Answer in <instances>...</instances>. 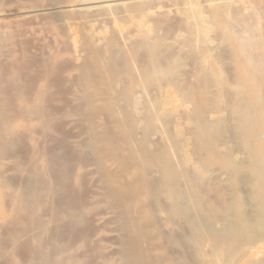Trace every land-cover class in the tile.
Here are the masks:
<instances>
[{
	"label": "bare ground",
	"instance_id": "bare-ground-1",
	"mask_svg": "<svg viewBox=\"0 0 264 264\" xmlns=\"http://www.w3.org/2000/svg\"><path fill=\"white\" fill-rule=\"evenodd\" d=\"M60 1L15 5L0 0V264H264L259 13H244L241 20L240 14L237 20L236 10L223 1L226 5L213 8L208 20L194 9L189 41L199 46V66L194 65L195 80L187 73L180 86L176 75L184 63L168 49L169 56L162 55L164 38L141 37L129 46L120 40L127 47L122 54L118 49V59L113 51L118 37L98 36L87 21H74L80 18L77 11L79 17L69 21L64 15L69 6ZM188 3L200 7V0ZM130 6L147 8L142 0ZM234 19L243 28L235 27ZM212 26L221 30L217 37L229 41L224 67L218 55V61L210 58L216 53L211 47L212 56L201 47L214 38ZM165 85L179 93L183 104H193L183 118L194 123L195 145L206 152L195 156L199 171L205 173L211 164L227 170L228 186L219 188L220 195L212 180L213 195L203 187L223 203L206 200L197 188L200 179H190L188 157L196 151L185 154L177 138L187 135L186 128L175 132L173 120L167 129L175 134L157 133L174 100L170 94L148 98L146 90ZM229 85L242 98L226 89L224 101L223 93L210 90ZM138 91L147 93L143 106L138 94L135 99ZM219 102L232 113L235 127L229 115L211 117L220 113ZM229 135L244 143L248 155L241 152L243 160L234 157L236 147L243 146L233 139L235 149L229 146Z\"/></svg>",
	"mask_w": 264,
	"mask_h": 264
},
{
	"label": "rangeland",
	"instance_id": "rangeland-1",
	"mask_svg": "<svg viewBox=\"0 0 264 264\" xmlns=\"http://www.w3.org/2000/svg\"><path fill=\"white\" fill-rule=\"evenodd\" d=\"M14 2H15V5L16 4H23V5H28V4H31V0H13ZM97 1V0H96ZM96 1H93V0H63V2H62V0L60 1V3H62L63 5H67V7L69 8V12H65V13H67V15L66 14H64L65 16H68V20L69 21H73L74 19L72 18V17H76V16H78L79 14H80V18L78 19V18H76L74 21H81V22H86L85 24H88V25H86L87 27L88 26H90V27H88L91 31H92V29L94 30L95 29V31H92V32H96L95 34H97L98 36H102V37H107L108 35H110L109 37H114V38H116V37H118V38H116V40H117V46H118V43L120 44L121 43V45H122V47H121V45H119L118 47L116 46L115 48H113V51L115 50H117L116 51V57L118 58V59H121L120 57H118L120 54H122V51L121 50H123L125 47H127V45L129 46V45H131L133 42H134V40H135V42H136V40L137 39H140L141 37H146L147 38V36H148V38L149 39H151L150 37H152L153 35L155 36L153 39H152V41H159V39L160 38H164L166 41H167V43H165L163 46H162V48H163V53H162V55L164 56V55H166V54H168L169 52L171 53V52H175V54L178 56V57H180L181 58V61L184 63V67L182 68V70L179 72V74H177L176 76H177V78H178V83L180 84V86L181 85H183V83L181 84V80L183 81V79H184V77H186L189 73V76L192 78V79H194L195 80V77H194V75L197 73L195 70H197V69H195V68H198V67H194V65L195 66H199V63L197 64V62H196V57H200V52H199V46H197V48H196V44H195V42L194 41H189V38H191V30L193 29V19L192 18H190L191 16H192V13L195 11L196 12V14H200L201 16H205L208 20L211 18L210 17V14H211V12L214 10V9H216V8H218V6H223V5H226L225 3L227 2V4L234 10V12H235V10H236V14H238V16L236 15V19L238 20L239 19V15L241 16L240 17V20L242 19V15L244 14V13H247V14H244L243 15V17H246L247 15V17H250V15L252 16L256 11L259 13V15H260V17H259V19H260V21H259V33L261 34V36L262 37H264V0H200V7H198L197 9H196V7H194V6H192L191 4H189L188 3V1L189 0H142V3H145L146 4V6H147V10L146 9H144V10H132V8H131V3H132V1H135V0H98V2H96ZM100 1V2H99ZM103 1V2H102ZM184 1H187V2H185V4H184ZM223 1H225V3L223 2ZM230 1V2H229ZM231 1H233L234 2V4L231 2ZM249 1V2H248ZM218 2V3H217ZM247 2V3H246ZM253 3V5H255V9L254 8H252L251 6H252V3ZM26 3V4H25ZM187 3V4H186ZM233 5H232V4ZM241 3V4H240ZM249 3H251V6H250V4ZM130 4V5H129ZM231 4V5H230ZM102 5H103V7H102ZM251 7V8H249V7ZM67 7H66V9H67ZM124 7H126V8H124ZM130 7V8H129ZM233 7H235V8H233ZM254 7V6H253ZM119 8V9H118ZM120 8H122V9H120ZM210 8V9H209ZM214 8V9H213ZM249 8V9H248ZM102 9H104V10H102ZM107 9H109V13H108V11H106ZM195 9V10H194ZM213 9V10H212ZM250 9H252V10H250ZM254 9V10H253ZM115 10V11H114ZM126 10V11H125ZM191 12H190V11ZM194 10V11H193ZM209 12H208V11ZM263 10V11H262ZM76 11H77V13H78V15H75V13H76ZM79 11V12H78ZM125 11V12H124ZM132 11V12H131ZM137 11V12H136ZM142 11V12H141ZM238 11V12H237ZM240 11V12H239ZM249 11V12H248ZM250 11H251V13H250ZM75 12V13H74ZM86 12V13H85ZM112 12V13H111ZM139 12H140V14H139ZM200 12V13H199ZM201 12H203V13H201ZM254 12V13H253ZM257 12L255 13L256 15H257ZM68 13H70V15L68 14ZM76 13V14H77ZM98 13V14H97ZM107 13V14H106ZM128 13V14H127ZM186 13L188 14V15H186ZM206 13V14H205ZM87 14V15H86ZM118 14V15H117ZM81 15H83V17L81 16ZM130 15V16H129ZM84 16L86 17V18H84ZM255 16V15H254ZM79 17V16H78ZM256 17V16H255ZM262 17V18H261ZM256 18H258V17H256ZM70 19H72V20H70ZM125 21H124V20ZM151 19V20H150ZM153 19V20H152ZM157 19H158V21H157ZM236 19H234V21L233 22H235V23H233V25L235 26V25H237V26H235V27H238V28H243V26L242 25H240L239 23H240V21H238V23H237V20ZM131 20V21H130ZM148 20V21H147ZM211 20V19H210ZM236 20V21H235ZM127 21V22H126ZM153 21V22H152ZM231 21H232V19H231ZM153 23V24H152ZM144 24V25H143ZM189 24V25H188ZM103 28H102V27ZM240 26H242V27H240ZM116 27V28H115ZM161 27V28H160ZM97 28H99V29H102V30H105V31H103L102 32V30H99L98 29V31H96L97 30ZM143 28H145V29H143ZM135 29H137V30H135ZM141 29V30H140ZM148 31H147V30ZM214 29H215V31L216 32H213V33H210V35H211V38H213V39H211L210 41H208L207 43H204V44H207V45H204V44H202L201 45V47H204V48H206L207 49V51H208V49H209V54L212 56V54L211 53H213V52H216L215 54L213 53V55L214 56H212V57H210V55H209V57L213 60V61H218L219 60V58L221 57V59L220 60H224V61H221L220 63L222 64V62H224V64H228L227 63V61L226 60H228V55H227V53H229V50H230V48H229V41L228 40H225V41H223V40H221V38L219 37L220 36V32H221V30L220 29H218V28H216V27H214V26H212V31H214ZM113 30V31H112ZM128 30V31H127ZM135 30V31H134ZM139 30H140V32H139ZM142 30H143V32H144V30H145V33L143 34V32H142ZM100 31H101V34H100ZM150 31V32H149ZM110 32V33H109ZM117 32V33H116ZM121 33L120 35V37H122V38H120L119 39V35L118 36H116V34H118V33ZM174 32V33H173ZM105 34V35H104ZM108 34V35H107ZM162 36H161V35ZM142 35V36H141ZM171 37H170V36ZM217 35H219L218 37H217ZM123 36H125V38L126 39H124V37ZM128 36V37H127ZM216 36V37H215ZM109 37H107V38H109ZM187 37V38H186ZM145 38V39H146ZM147 38V39H148ZM220 38V39H219ZM134 39V40H133ZM141 39H143V38H141ZM146 39V40H147ZM170 39V40H169ZM192 40H193V38H191ZM190 39V40H191ZM122 40H126L127 41V45L126 44H124V43H126V41H123L124 43H122L121 41ZM133 40V41H132ZM220 40V41H219ZM129 42H131V43H129ZM222 42H224V43H222ZM227 42V43H226ZM129 43V44H128ZM176 43V44H175ZM184 43H185V45H184ZM187 43H189V44H187ZM220 45H219V44ZM125 45V46H124ZM183 45H184V47L185 46H189V47H185V49H184V47H183ZM209 45V46H208ZM167 46V47H166ZM191 46H194V47H191ZM207 46V47H206ZM124 47V48H123ZM181 47V48H180ZM208 47H211L212 49V52L210 53V48H208ZM225 47V48H224ZM165 48H166V50H165ZM175 48V49H174ZM190 48V49H189ZM214 48V49H213ZM118 49H119V52H120V54H119V52H118ZM167 49L169 50V52L167 51ZM171 49H174L173 51L171 50ZM188 49V50H187ZM197 49V50H196ZM171 50V51H170ZM218 50V51H217ZM228 50V51H227ZM177 51H179V53H177ZM183 51V52H182ZM189 51V52H188ZM117 52H118V56H117ZM168 52V53H167ZM172 54H174V53H171L170 55H172ZM184 54V55H183ZM216 55H218L219 57H218V60H216L215 58H217V56ZM226 55V56H225ZM121 57H122V55H120ZM166 56H169V54L168 55H166ZM216 56V57H215ZM213 57H214V59H213ZM225 57H227V59L225 58ZM264 57V56H263ZM183 58V59H182ZM200 59V58H199ZM264 59V58H263ZM185 60V61H184ZM195 60V61H194ZM197 61H200V60H197ZM262 61H264V60H262ZM187 64H186V63ZM194 62H196V63H194ZM197 64V65H196ZM217 64H218V66H219V62H217ZM224 64H222L223 65V67H224ZM264 65V64H263ZM226 67V66H225ZM264 67V66H263ZM224 69H226V68H224ZM198 71V70H197ZM264 71V70H263ZM262 71V74L264 75V72ZM184 72V73H183ZM182 73H183V75H182ZM188 73V74H187ZM226 73H228V72H226ZM232 73H234V71L232 70ZM224 74H225V72H224ZM261 74V75H262ZM188 77V76H187ZM183 78V79H182ZM186 79V78H185ZM184 79V83H185V81L187 80H185ZM184 86V85H183ZM150 88V89H149ZM148 89L149 90H152V91H150V92H152V93H150L149 94V90L147 91L146 90V92H148V98H152V99H155L156 97H157V99H158V97L160 98V97H162V96H160V95H167V94H170L171 95V97H172V99L174 100V106H168L167 107V109H169V111H170V113H168V114H166L165 116H166V118H163V120L165 119V121L163 122V121H160L162 124H163V126H162V128L160 129L159 128V126H158V130H157V133L159 134H162V133H169V134H175V132H177V130L178 129H185L186 128V130H184L185 131V133L187 134V135H185V134H179V135H177V138L179 139V142H180V145L183 147V149H184V152H185V154H190V153H192V152H190L191 151V149L192 150H194V148H195V151L197 152V154H195L196 152H194V154H191L190 155V157H188L189 159H188V162H189V160H190V162L189 163H191V165L189 164V166L187 167V169H188V174H189V176H191L190 177V179H193V177H198L200 180L199 181H201L200 183H198V185H203V182H205L206 183V180L208 181L207 182V186L205 185H203V186H198L197 185V188H198V191L199 192H201V193H203L204 194V196H205V199L206 200H210V201H212V202H214V203H216L217 202V204L220 202V200L222 199V198H218V197H216V196H218L217 194H219L220 195V192H219V188H221V187H223V186H228V181H226V179H228V173H227V170H225L224 168H222L221 166H219L218 164H211L209 167H208V169H207V171L205 172L206 173V175H205V173L204 172H201V171H199V167H198V163H197V155H198V158H200V157H205L206 156V152L205 151H203V150H199V148L198 147H196V145H195V142L198 140V137H197V134H196V130H195V128H193L194 127V123L191 121V120H185L184 118V112H185V110H189V109H191L192 107H193V104H191V103H184L183 104V99H181L182 97L179 95V93L178 92H176V90L175 89H173V87H171V85H165L164 87H149ZM164 88V89H163ZM264 88V87H263ZM155 89H159L161 92H159V91H157V93H156V90ZM222 88H216V87H212V88H210V90L213 92V90H216V91H219L221 94L223 93V95H222V99H224V101L226 100V96H225V94L228 92V91H230V93L232 92V91H234L233 92V94H232V96H236L238 93H239V91H238V89L236 88V87H234L233 85H229L228 87H226L225 88V90L224 89H222ZM226 89H229L228 91L226 90ZM165 91V92H164ZM216 91H214V92H216ZM225 91H227V92H225ZM237 91V92H236ZM139 92H141V91H138L137 93H136V95H135V99L137 98V94H138V98L137 99H139V100H136L137 101V103L139 104V105H141V106H143V104L145 105V103H143V101H147V98H144L145 96H147V93L146 92H141V94L139 93ZM153 92L154 93H156L155 95L153 94ZM162 92H163V94H162ZM225 92V93H224ZM236 92V94L234 95V93ZM145 93V94H144ZM178 95H177V94ZM229 93V92H228ZM227 93V94H228ZM145 95V96H144ZM150 96V97H149ZM176 96V97H175ZM180 96V97H179ZM240 96V93H239V95L237 96V97H235V99H237L238 100V97ZM242 96V95H241ZM240 96V97H241ZM140 97V98H139ZM142 97H143V99L144 100H140V99H142ZM240 97H239V99H240ZM181 100H180V99ZM242 98V97H241ZM142 101V102H141ZM221 103H223V102H221ZM220 102H219V107L221 108V105H222V108H226V106H225V104L223 103V104H221ZM182 104H183V107H182ZM221 104V105H220ZM177 108V109H175V108ZM222 108L220 109V113L219 114H212L211 115V117L213 118L214 117V119H216L218 116L219 117H222V118H224L225 116H226V118H227V116H228V118L231 116L232 118H233V116H232V113L229 111H227L226 109H224V110H222ZM182 109V110H181ZM184 109V110H183ZM178 110H180L181 111V113H180V111H178ZM226 110V111H225ZM171 111H173V112H171ZM223 111V112H222ZM180 114H179V113ZM228 112V113H227ZM177 113H178V116H175V115H177ZM175 114V115H174ZM182 114V115H181ZM173 115H174V117H173ZM164 116V117H165ZM170 117L172 118V119H170ZM180 117H184L183 119H181ZM179 118V119H178ZM232 118H229L230 120V123L231 122H234L233 121V119ZM170 119V120H169ZM173 120H174V122H173ZM166 121H167V123H166ZM172 122H173V124H172ZM182 124H181V123ZM192 122V123H191ZM161 123H159V125L161 124ZM178 123V124H177ZM172 124V126H174V127H172V126H170V125ZM179 124H181L180 126H179ZM233 124V125H232ZM230 125H232V126H230V127H235V123H231ZM167 129V128H170V127H172V128H174V133H172L171 131L173 130V129H167V130H165V128ZM193 128V129H192ZM231 128V129H232ZM230 129V128H229ZM189 131V132H188ZM158 134L157 135H153L152 136V138H153V140H154V142H155V140H156V138H154L155 136L157 137L158 136ZM182 136V137H181ZM229 136H232V137H230V139H229ZM228 137H227V140H228V142L230 143L229 144V146L231 145V146H233L234 147V143H236L239 147L240 146H243V150H241L242 148L240 147L239 148V150L237 149V147H236V149L238 150V151H240V153H238L237 151H236V149H235V147H234V149H235V154H234V157H236V159H237V157H238V159L237 160H243L244 158L242 157L243 156V154H244V157L245 156H247L248 154H247V152H246V150H245V145H244V143L243 142H240L239 140L237 141L236 140V138L235 137H233V135H229ZM159 137V136H158ZM158 137H157V139H158ZM183 137H185V138H183ZM160 138V137H159ZM180 138H182V139H180ZM188 138V139H187ZM191 138H193L192 140H193V142H191ZM185 139V140H184ZM231 139H233V141L231 140ZM236 140V141H235ZM231 141H232V143L234 144H231ZM194 145H192L191 146V143ZM240 142V143H239ZM188 143V144H187ZM197 143V142H196ZM183 144H185L186 146H184ZM237 145H235V146H237ZM185 147V148H184ZM186 148H188V149H186ZM190 149V150H189ZM187 150H189V151H187ZM178 151V150H177ZM244 151V152H243ZM241 152H243V154L241 153ZM246 152V153H245ZM178 153V156H180V154L181 153H179V152H177ZM203 153V154H202ZM238 153V154H237ZM187 154V155H188ZM192 155H194V158H193V156ZM241 156L240 158H239V156ZM185 156V155H184ZM192 156V157H191ZM195 156H196V158H195ZM194 160V161H193ZM193 163H196L195 165L193 164ZM192 164H193V166H192ZM196 166V167H195ZM215 166H217L216 168H215ZM212 167V168H211ZM213 167H214V170H213ZM190 168H192V170L190 169ZM190 170H191V172L192 171H194L195 173H190ZM218 170H220V172H218ZM209 171L211 172L210 174H208L209 173ZM213 171V172H212ZM216 171V172H215ZM221 171L223 172V171H226V172H224V174L223 173H221ZM197 172H198V174H197ZM199 172H200V174H199ZM226 173H227V175H226ZM195 174V175H194ZM204 174V175H203ZM208 174V175H207ZM218 174V175H217ZM206 176L208 177V178H206ZM211 176H212V178H211ZM219 177V178H222V180H220V179H217L216 181H217V183H216V181L213 179V177ZM223 176V177H222ZM215 177V178H216ZM198 178H195L196 179V181L197 182H199L198 181ZM225 178V179H224ZM204 179H206V180H204ZM194 180V179H193ZM211 180H212V183H213V181H214V188H215V191H216V188L218 189V192H215L214 191V188L212 187V185H211ZM229 180V179H228ZM225 183V185H223ZM203 190V192L201 191V189ZM203 187H207V189L209 188V190H207V191H209V193H211V195H213V192H215V193H217V194H214L215 195V197L216 198H218L219 199V201H218V199H216V198H213L214 196H212L211 197V195L209 196V195H207V193H206V189L205 188H203ZM213 188V189H212ZM229 192H226V194L227 195H225V196H227V198H230L232 195H231V193H229ZM206 196H209L210 198H207ZM221 197V196H220ZM215 199H216V201H215ZM224 202V200H221V202L220 203H223ZM219 203V204H220Z\"/></svg>",
	"mask_w": 264,
	"mask_h": 264
}]
</instances>
